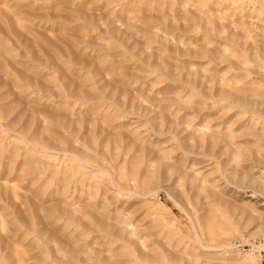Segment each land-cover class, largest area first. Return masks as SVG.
Instances as JSON below:
<instances>
[{
  "label": "rangeland",
  "instance_id": "374dc122",
  "mask_svg": "<svg viewBox=\"0 0 264 264\" xmlns=\"http://www.w3.org/2000/svg\"><path fill=\"white\" fill-rule=\"evenodd\" d=\"M250 255L264 0H0V264Z\"/></svg>",
  "mask_w": 264,
  "mask_h": 264
},
{
  "label": "bare ground",
  "instance_id": "6f19581e",
  "mask_svg": "<svg viewBox=\"0 0 264 264\" xmlns=\"http://www.w3.org/2000/svg\"><path fill=\"white\" fill-rule=\"evenodd\" d=\"M219 248H221L220 250H223V249H232V248H235V246L226 245V246H222V247H209V249H211V250H217ZM252 248L253 249H256V246L252 245ZM220 250H218V251H220ZM239 263H241V264H259L258 260H256L252 255H250L249 257H246L242 261H239Z\"/></svg>",
  "mask_w": 264,
  "mask_h": 264
},
{
  "label": "crops",
  "instance_id": "0c3cea01",
  "mask_svg": "<svg viewBox=\"0 0 264 264\" xmlns=\"http://www.w3.org/2000/svg\"><path fill=\"white\" fill-rule=\"evenodd\" d=\"M261 264H264V260L261 262Z\"/></svg>",
  "mask_w": 264,
  "mask_h": 264
}]
</instances>
